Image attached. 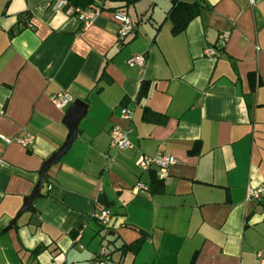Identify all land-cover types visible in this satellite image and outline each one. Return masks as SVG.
Listing matches in <instances>:
<instances>
[{
  "label": "crops",
  "instance_id": "crops-1",
  "mask_svg": "<svg viewBox=\"0 0 264 264\" xmlns=\"http://www.w3.org/2000/svg\"><path fill=\"white\" fill-rule=\"evenodd\" d=\"M55 3L0 0V264H97L102 245L110 264H264V198H246L264 184V0H203L176 34L171 0H139L121 41L111 11L83 27ZM223 32L217 55H205ZM135 54L142 67L127 64ZM60 90L85 114L18 213L67 137L71 103L50 101ZM115 124L131 149L109 147ZM25 134L34 139L24 147L15 138ZM157 152L176 160L161 191L150 190L155 168L134 164ZM138 181L148 189L135 193ZM101 209L107 226L93 218Z\"/></svg>",
  "mask_w": 264,
  "mask_h": 264
},
{
  "label": "built area",
  "instance_id": "built-area-1",
  "mask_svg": "<svg viewBox=\"0 0 264 264\" xmlns=\"http://www.w3.org/2000/svg\"><path fill=\"white\" fill-rule=\"evenodd\" d=\"M66 0H56L55 8L64 9L68 13H75V16L81 21L83 27L89 26L94 18L100 13L97 9L90 8H74L68 7L65 8ZM112 18L114 21L118 23V40H123L132 30V20L131 18L123 11H114L112 12ZM228 38V33L223 32L220 34L215 47H208L204 50L205 55L207 56H216L217 49H220L226 42ZM145 58L143 55L135 54L128 58L127 64L129 66L137 65L142 67L144 65ZM51 103L56 108H65L72 101V96L64 91L60 90L50 96ZM132 110L126 107H122L120 109V116L124 119L131 118ZM3 137V136H0ZM109 147L115 148L117 150H126L131 149L133 146L131 142L128 140L126 131L120 127L119 125H113L109 130ZM34 136L32 134H25L24 136H20L15 138V140L21 144L22 146H27L32 143ZM6 143H9L11 139L4 138ZM175 158L170 153L166 152H157L154 156H146L144 154L139 153L134 160V164L142 171H148L152 168H155V176L163 180L167 174L169 167L175 163ZM7 162L0 156V169L5 167ZM133 191L138 193L142 190H147L148 186L144 183L138 181L133 186ZM246 198L251 200H260L264 198V184L257 186L255 188H248L246 192ZM93 218L102 226L109 225L111 219V212L109 209H101L93 214ZM110 251L106 246H101L98 252V260L97 264H110Z\"/></svg>",
  "mask_w": 264,
  "mask_h": 264
},
{
  "label": "trees",
  "instance_id": "trees-1",
  "mask_svg": "<svg viewBox=\"0 0 264 264\" xmlns=\"http://www.w3.org/2000/svg\"><path fill=\"white\" fill-rule=\"evenodd\" d=\"M105 4L96 5L93 0H66L65 8L74 7V8H90L97 9L99 11L108 10L111 12L114 11H123L139 0H104ZM172 5L167 11L166 18L171 23V32L173 34L179 33L191 19L197 16L202 8L203 0H171ZM126 13V12H125ZM75 16V13H71ZM147 93V86L144 84L141 87L139 92L140 98L145 97ZM143 115L146 116V108H143ZM150 190L161 191L163 188L162 180L158 179L153 172L150 173ZM142 243V238H138L135 241L122 245L119 249L121 251H126L129 249H137ZM37 251V250H36Z\"/></svg>",
  "mask_w": 264,
  "mask_h": 264
},
{
  "label": "water",
  "instance_id": "water-1",
  "mask_svg": "<svg viewBox=\"0 0 264 264\" xmlns=\"http://www.w3.org/2000/svg\"><path fill=\"white\" fill-rule=\"evenodd\" d=\"M84 114L85 103L82 100H73V102H71V104L69 105L64 117V122L68 127L67 137L63 144L43 162L38 172V180L32 192L24 200V204L18 213H22L23 211L28 210L32 203V200L39 195V189L44 181L47 169L50 166L54 165L61 158V156L67 152L72 141L77 135L78 122L80 118L84 116Z\"/></svg>",
  "mask_w": 264,
  "mask_h": 264
}]
</instances>
